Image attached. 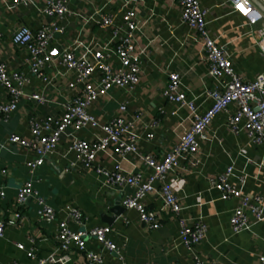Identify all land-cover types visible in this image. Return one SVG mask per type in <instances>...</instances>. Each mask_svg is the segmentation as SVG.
<instances>
[{"label":"crops","instance_id":"crops-1","mask_svg":"<svg viewBox=\"0 0 264 264\" xmlns=\"http://www.w3.org/2000/svg\"><path fill=\"white\" fill-rule=\"evenodd\" d=\"M7 1L0 0V58L6 61L9 70H20L26 78L24 87L42 93L45 101L23 97L10 116L0 122V188L4 190V195L0 196V218L9 217L14 209H19L22 214L17 223L6 224L0 236V264L10 261L34 264L35 258L27 255V248L34 245L38 256H46L57 246L56 220L45 222L40 219L39 201L29 196L23 204L17 205V188L28 178L32 179L38 194L57 209V220L65 215L64 207L74 206L80 209L86 227L110 224L112 230L108 235L117 244L125 260L191 264L194 261L193 253H197L205 264L211 261L221 264H264L259 260V256L264 255V218L255 220L247 208L248 227L234 232L230 214L240 199L238 196L222 198L213 182L226 165L232 164L234 172L231 180L237 188L249 196H264V142L255 143L246 130L230 132L226 126L225 110L218 112L210 121L206 130L207 139L200 140L198 152L192 157L180 159L179 167L165 175V180L172 184L181 200L179 213L164 207L157 194L149 193L143 197L146 207L156 213L160 223L156 228L142 222L136 210L122 205V198L131 191V187L107 184L92 167L85 166L76 153L68 149L74 133L71 129L61 133L54 151L32 174L26 160L33 157V149L8 141V135L12 132L29 137L31 119L59 114L63 101L78 91L77 87H66L64 82L70 74L58 59L42 68L46 79L34 73L30 68L27 50L11 39L13 30L21 23L36 28L57 20L63 30L55 33L54 45L75 46V53L86 57H91L94 49H101L104 56L116 65L111 30L101 28L96 22L87 20V17L96 8L115 13L124 6L132 7L137 12L139 28L136 43L141 65L139 81L132 90L112 89L91 104L90 109L103 122L117 114L119 103L125 101L126 117L132 120L130 129L140 136L137 149L161 157L192 121V113L186 106L169 102L163 96L167 72L177 70L180 73L182 88L188 97L194 99L196 109L200 112L212 102L207 90L222 88L226 80L208 74L203 38L183 20L178 2L69 0L72 12L56 18L40 11V6L44 5L40 0L12 9L7 8ZM253 1L264 5V0ZM200 3L207 8L208 33L224 46L236 73L250 80L264 72V54L244 17L228 0H200ZM115 20L117 23L122 22L119 14ZM91 79L98 82L100 75L95 74ZM7 100L8 93L0 83V101ZM234 107V103L228 106L231 111ZM155 119L158 120L157 125L150 126ZM147 130L154 132L153 137L146 138ZM75 134L94 140L100 137L102 131L99 127H90ZM97 162L109 169L118 165L123 170L140 171L143 177L151 171L138 154L121 156L114 152L102 153ZM4 168L7 169L6 174L1 172ZM58 168L70 172L69 175L62 178ZM262 202L264 205V197ZM115 205L123 206L121 212L106 221L108 216L114 214L111 208ZM196 218H201L207 224V231L193 249L187 248L180 241V223L185 221L192 224ZM69 226L73 229L79 227L75 221H71ZM16 242H23L24 248L18 247ZM88 250L99 252L101 261H90L86 256ZM122 261L116 252L89 236L84 250L71 246L70 258L65 264H122Z\"/></svg>","mask_w":264,"mask_h":264},{"label":"built area","instance_id":"built-area-1","mask_svg":"<svg viewBox=\"0 0 264 264\" xmlns=\"http://www.w3.org/2000/svg\"><path fill=\"white\" fill-rule=\"evenodd\" d=\"M44 5L40 11L53 17H61L72 12L69 0H40ZM181 7V16L189 26L194 27L203 38V47L208 62V74L213 77H223L222 88L207 90L212 102L203 112L196 109L193 98L187 96L181 85V75L177 70L167 72V81L162 90L163 96L169 102H176L186 106L192 113V121L184 130L178 140L161 157H156L153 152H140L137 149L139 135L131 131L132 120L126 117L127 104L125 101L118 105V113L103 122L91 111L90 106L100 96L108 94L114 88L132 90L139 81L141 65L139 50L136 43L138 30L137 12L134 8H118L115 13L105 12L99 8L87 17V20L96 22L101 28L109 29L112 33V53L117 59L114 65L104 56L101 49H94L91 57L77 55L75 46H58L53 44L56 32H61L63 26L55 20L49 24L32 28L25 23L19 24L12 32L11 39L15 44L25 48L28 52L30 68L34 73L46 79L42 68L59 60L70 74L65 79L67 88L77 92L74 96L62 103L59 114H46L38 119L30 120L29 137L12 132L8 135L10 143H17L33 149V157L26 160L29 172L32 174L42 164L48 154L56 148L61 133L71 129L74 133L68 144V149L73 150L87 167L103 177L111 186H129L131 191L122 198V205L137 211L142 222L150 227L160 225L155 211L146 207L143 197L146 194H157L162 199L164 207L172 212L179 213L182 204L174 192L172 184L165 180L168 171L177 169L180 159L194 156L199 149L201 139H207V127L213 117L225 110L226 126L232 133L246 130L251 139L259 144L264 142V72H260L250 80H245L236 73L233 61L224 46L218 43L206 28L207 8L202 6L200 0H175ZM232 7L238 11L251 26L255 35V42L264 54V5L253 0H228ZM35 2V0H9L7 8L12 9L20 4ZM122 18L121 23L115 20L116 15ZM93 47V46H92ZM104 48V46L102 47ZM100 75L98 82L92 81V76ZM26 78L20 70H9L5 60L0 58V83L8 93L6 102L0 101V121L6 120L17 108L18 102L23 97L35 98L38 102L45 101V96L37 91L27 90ZM234 103V110H229V104ZM158 120H153L149 125H157ZM99 127L102 134L99 138L90 140L75 134V132ZM152 130L145 131L146 138L153 137ZM114 152L121 156L138 154L143 163L150 168V173L143 177L140 171H127L115 165L112 169L106 168L97 162L99 154ZM6 174L7 169L1 171ZM233 165L228 164L214 178V185L220 190L221 197L238 196L240 202L230 214L232 230L238 232L249 225L245 209L251 210L255 220L264 218L263 195L249 196L240 191L231 180ZM4 190L0 188V196ZM33 196L41 204L38 216L45 222L56 220L55 237L57 246L46 256H38L34 245L26 249L28 256L35 258L34 264H50L59 262L65 264L70 258V248L84 250L86 239L89 236L96 238L104 247L116 252L122 264H160L155 260H125L117 244L109 237L112 230L110 224H98L86 227L82 220V213L74 206L64 207L65 215L57 220V209L48 204L33 186L31 178L25 179L17 188L16 202L21 205ZM22 217L19 209H14L7 218H0V236L6 224H15ZM71 221L78 223L76 229L69 226ZM179 237L187 248H194L205 236L207 224L196 218L192 224L181 221ZM33 241V239L31 238ZM18 247L24 248L23 242H16ZM60 252V254H58ZM87 258L92 262H100L101 255L94 250H88ZM194 261L191 264H205L197 253H193ZM264 263V255L259 256ZM4 264H17L10 261ZM210 264H221L211 261Z\"/></svg>","mask_w":264,"mask_h":264},{"label":"water","instance_id":"water-1","mask_svg":"<svg viewBox=\"0 0 264 264\" xmlns=\"http://www.w3.org/2000/svg\"><path fill=\"white\" fill-rule=\"evenodd\" d=\"M58 173H60V175L62 176V178H66L67 175H69L70 172H66L64 171L62 168H58ZM123 206H119V205H115L111 208V210L113 211L114 214H112V216H108L106 221H110L111 218L115 217V215L119 214L121 212Z\"/></svg>","mask_w":264,"mask_h":264},{"label":"trees","instance_id":"trees-1","mask_svg":"<svg viewBox=\"0 0 264 264\" xmlns=\"http://www.w3.org/2000/svg\"><path fill=\"white\" fill-rule=\"evenodd\" d=\"M31 27V26H30ZM75 94H73L72 96H74ZM2 121H4V120H2ZM2 121H0V122H2ZM10 143V142H9ZM44 163V162H43ZM41 165V164H40Z\"/></svg>","mask_w":264,"mask_h":264}]
</instances>
